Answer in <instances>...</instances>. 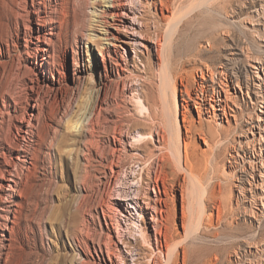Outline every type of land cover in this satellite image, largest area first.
<instances>
[{
  "label": "rangeland",
  "instance_id": "1",
  "mask_svg": "<svg viewBox=\"0 0 264 264\" xmlns=\"http://www.w3.org/2000/svg\"><path fill=\"white\" fill-rule=\"evenodd\" d=\"M170 1L171 11L163 16L154 0H121L123 7L119 12L126 11L127 16H117L126 21L123 36L126 42H119L126 58L120 61L124 66L127 64L128 72H123L121 77L112 76L106 91L98 88L99 73L90 75L81 88L69 80V64L62 55L64 44L61 47L58 41L55 45L63 64L58 91L47 92L43 76L35 70L22 74L18 69L29 59L10 20L11 38L5 41L9 48L0 42V60L5 62L4 70L0 64V83L9 81L23 102L32 94L30 86L33 85L45 106L39 121L34 122L38 134L26 136L34 139L33 155L36 156L26 165L25 161H17L19 172L23 168L15 185L22 205L18 211H11L15 223H8V210L0 211V245L6 243L5 247L0 246V264H112V261L113 264H134L137 255L127 253L113 225L106 224L103 209L111 206L117 209L115 197L131 185H135L133 196H137L140 182L147 180L153 157H145L140 147L147 153L153 150L155 155L163 151L173 155L163 144L161 134L175 146L181 144L183 152L186 140L190 152L201 156L202 151H208L211 157L209 165H200L194 172L193 179L184 172L176 178L185 186V199L179 186L168 215L162 219L172 235V244H177L170 264H183L184 246L188 264H264V187L241 180L244 168L250 167H241L243 160L239 156L234 167L229 161L232 159L229 152L242 154L241 145L252 139L253 134L258 138L261 131L255 127L252 134L246 135L249 137L241 135L255 113H260L258 109L264 111V72L251 66L255 62L264 68V0ZM11 4L23 12V7L29 9L31 0L19 6ZM47 4L51 11L53 1ZM103 5L104 1L86 4L82 0L74 4L76 14L87 25L91 21L90 10L102 9ZM158 44L170 63L165 65L167 74L160 66ZM234 47L241 55L230 61L229 53ZM223 67L234 72L236 80L244 86L245 94L239 96L244 114L239 118L240 127L234 119L231 125L205 121V127L212 126L215 131L212 144L206 145L198 133L192 137L186 135V125L199 127L201 124L195 108L184 119L181 82L194 88L200 69L224 76L219 73ZM248 94L257 98L255 105L259 106L252 103ZM176 106L181 135L176 127ZM12 121L9 119L3 125V133L11 140V146L31 148L17 135ZM115 128L121 130L125 144L110 138ZM90 143H100V153L104 156L88 151ZM114 148H120L115 158L118 160V154L122 159L113 167L111 151ZM138 157L144 162H138ZM14 158L6 156L13 166ZM1 161L0 156V165ZM261 181L257 177L255 183ZM146 188L145 197L140 198L144 208L132 210L135 226L129 229L134 239L127 236L140 248L139 264H151L154 256L162 254L157 248L155 224V218H161L154 209V201L152 207L144 203L146 197L156 199V191L153 185ZM11 193L9 190L4 196L8 198ZM253 193L255 199L251 196ZM123 204L128 209L127 201ZM184 211L188 236L184 233ZM109 248L114 251L110 255Z\"/></svg>",
  "mask_w": 264,
  "mask_h": 264
},
{
  "label": "bare ground",
  "instance_id": "2",
  "mask_svg": "<svg viewBox=\"0 0 264 264\" xmlns=\"http://www.w3.org/2000/svg\"><path fill=\"white\" fill-rule=\"evenodd\" d=\"M23 1L25 0H0V42L6 43L5 41H8L9 38H11L12 27L10 20H12L14 22L16 38L20 41V45L24 47L29 59L28 63H25L21 67H19L20 65L18 66V71L20 70L24 75H27L33 70L38 74H41V76H43L42 79H44L43 81L46 82L45 89L47 92L52 90L58 91V89H60L63 75V72L60 69L63 64L59 60L61 53L55 45L57 41L61 44V47L62 44H64L62 55L69 64V80L79 88H81L84 80L90 78V75L99 73L100 78L97 82V85H99L98 88L106 91L108 83H110L109 81L112 80V76L118 75V77H121L123 72H128L127 64L125 63L126 66H124L120 61V58H126L125 54L121 52V45L119 44V42L125 41L123 36L125 33L124 28L126 27L124 23L126 21L117 18L119 15L126 14V11H123V13L119 12L123 7V2H121V0H82V2H85L86 4L91 3L92 1H104L105 3V6L103 5L104 8L102 9L93 7L94 9L90 10L92 16L90 17L91 21L88 25L84 22L83 18L76 14L74 4L77 0H50L53 1L54 5L51 11L48 10L47 6L49 0H31L29 9L23 7V12L16 10L11 4L15 3L16 6H19ZM153 4L161 10L163 16L167 11H171L170 0H154ZM133 8H135V5ZM28 19H30L31 22L28 23ZM21 40L23 42H21ZM8 44L9 43H6L7 47ZM158 47L160 66L163 73L167 74L165 65L170 63L169 60H166L167 57H165L163 51H161L163 50L161 44H158ZM238 55H241V53L239 52V49L234 47L229 53L228 59L231 61V59ZM86 56L87 58H85ZM4 63L5 62L0 60L1 68L3 66V70L5 66ZM251 66L257 68L259 72H264V68L260 63L254 62ZM145 68H148L147 63L145 64ZM18 71H16V74H18ZM199 71V80H197V86L194 88L189 84H184L183 81L181 82V85L184 86V89L181 87L180 90L184 100L182 104L184 110L182 112L185 120L189 116L188 113L192 111H196L200 117L201 126L196 127L194 124L189 126L186 125V135L192 137L196 132L200 135L206 145H210L215 137V131L212 126L205 127V121L212 120L217 121V123L222 121L223 123L228 122V124L231 125V120L234 119L237 126L240 127L238 123L240 122L239 118L243 116L244 113L242 108L243 103L240 101L239 96L240 93L244 96V86H242V82L239 79L236 80L237 78H235L233 74L234 72H230L224 67L221 68V72H219L222 75L224 74V76H215L213 72L206 71L203 68ZM31 89L32 94L25 100V102H23V97L15 94L16 92L14 93L9 81L6 80L5 82L0 83V156L3 158V161H1L2 164L0 165V211L8 210L7 221L11 225L15 223V220L11 217V211H18L22 205L21 200L18 198L20 193H18L15 185L19 183L17 177L23 173V168L21 172H19V169L17 168L19 162L17 161H25L26 165L27 162H31V157L36 156L33 155L36 150L33 146L34 139L32 137L28 139L26 136L31 133L38 134V129L34 122L36 120L39 121L45 106H43L44 99H41V95L39 97V94L34 92L33 85L30 86V90ZM248 97H250V100L254 105L258 102L256 101L257 98H255L256 100L254 99V96L248 94ZM262 98L264 103L263 95ZM258 99L262 101L261 98ZM262 108H264V106H262ZM258 111L260 113L254 112L256 114L255 118L253 117L254 119L247 125L248 127L244 131L242 130L244 133L241 131V135L249 137L246 135L249 133L252 134V130L255 127H259L261 129L259 137L257 138L256 134H253V138L250 140L247 139L245 145L240 144L242 154H239L236 150V154L229 152V156L232 158H229V161L231 162L230 166H233L234 163L236 164L239 162V156L243 160V166L241 167H250L249 169H243L244 172L241 174L242 176H240L241 180L246 181L251 185H255L256 187L258 185L264 187V111L260 108ZM176 112L178 125L176 127L179 135H181L177 106ZM9 119L13 120V128L17 131V135L27 141L26 144L31 146V148L14 149L11 146V140L3 133L4 122ZM256 121L259 124L255 123ZM120 135L121 130L115 128L110 138L112 137L115 143L121 145L125 144ZM161 136L163 144L167 146L168 150L173 151V157L171 155L169 156L165 151L155 155L153 154L154 151L150 149L147 153L145 149L140 147L144 152L145 157H148L149 155H151L150 157H153L151 162L152 165L148 170L149 176H147V180L142 183L138 181V183L140 182L138 186V190L140 189V191L137 192V196H133V192H135L133 191V187L135 185H131L127 187V191H120L118 193L122 197H115L118 204L117 209L112 206L108 210L103 209L106 224L108 226H111V224L113 225V230H116L118 233V240L127 247V253L132 256L137 255V257L133 259L134 264L140 263L142 253L137 242L131 240L134 239V233H132L129 228L135 226V221L133 220L134 212H132V210H140L141 208H144L143 204L140 202V198L143 196L145 197L146 187L149 189V187L151 188V185H153L156 191V199L152 200L146 197L144 203L147 204L148 207H152V202L154 201V209L157 212V215L159 214V217L161 218H155V224L157 248L162 254L160 257L158 254L157 256H154L153 259H151V264H170L171 260L174 258V250H176L177 244H175V246L172 244V235L169 233L168 229H165L162 219L168 215L171 209V203H174L175 201L174 192H176L177 189L179 190V186L182 189V198L183 200L185 199V186L184 184L182 185V183L177 182L176 178L180 172H184L193 179L194 172L198 170L200 165H209L211 162L210 153L208 151H202L201 156L198 152H190L188 149L189 143L185 139L187 146L183 152L181 151V144L175 146L169 139L168 142L165 136L162 134ZM49 137L51 138V134ZM90 144L91 145L87 147L88 151L93 150L101 156H104L103 153H100V143L98 145H94V143ZM118 149L120 148H114L111 151V163L113 167L114 164H118L122 159L118 154V160L115 158V152ZM24 153H27V155ZM6 156L15 157L14 166L6 159ZM138 158V162H144L142 157ZM168 169H170V171H167ZM257 177H261L262 181L260 183L257 182L256 184L255 181ZM9 190L12 193L10 194V197L7 198L4 195ZM254 195L255 193L251 195L253 199H255ZM135 200L136 203H134ZM123 201H127L128 209L124 207ZM120 206L123 209H121ZM183 207L185 208L184 201ZM262 208H264V206ZM186 215L187 214L184 211V214L182 215L184 233L188 236ZM121 221L126 224V228L123 227ZM9 224L6 225V228L10 230ZM109 229L110 231H113L111 227H109ZM128 235L131 239H128ZM5 244L2 242L0 246L3 248L5 247ZM113 252L112 248L108 249L109 255ZM187 259V248L184 246L183 264H188ZM113 263L115 262L112 261V264Z\"/></svg>",
  "mask_w": 264,
  "mask_h": 264
}]
</instances>
